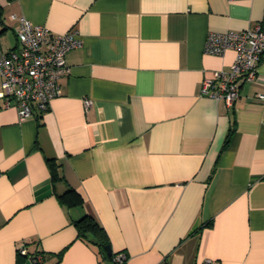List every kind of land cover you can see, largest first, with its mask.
<instances>
[{
	"label": "crops",
	"instance_id": "obj_1",
	"mask_svg": "<svg viewBox=\"0 0 264 264\" xmlns=\"http://www.w3.org/2000/svg\"><path fill=\"white\" fill-rule=\"evenodd\" d=\"M22 17L83 46L46 112L0 99V264H264V57L232 105L201 94L236 54L208 34L262 22L264 0H0L5 52Z\"/></svg>",
	"mask_w": 264,
	"mask_h": 264
},
{
	"label": "built area",
	"instance_id": "obj_2",
	"mask_svg": "<svg viewBox=\"0 0 264 264\" xmlns=\"http://www.w3.org/2000/svg\"><path fill=\"white\" fill-rule=\"evenodd\" d=\"M20 47L5 52L0 42V99L9 106L11 99L20 120L46 112L51 100L60 95V79L71 72L67 53L83 46L77 32L55 34L48 27L34 24L26 17L20 18L17 31ZM235 50V58L228 70L213 72L203 81L201 94L232 105L240 97L245 82L258 77L259 64L264 57V20L241 31L210 32L204 45L207 54L222 55ZM261 97H264L262 95ZM93 101L85 98L89 109ZM27 254L25 247L19 250ZM119 254L117 259H125ZM202 264H217L206 259Z\"/></svg>",
	"mask_w": 264,
	"mask_h": 264
},
{
	"label": "trees",
	"instance_id": "obj_3",
	"mask_svg": "<svg viewBox=\"0 0 264 264\" xmlns=\"http://www.w3.org/2000/svg\"><path fill=\"white\" fill-rule=\"evenodd\" d=\"M51 164L53 166L54 163L51 161ZM71 192L74 193V195H76V196H77V194L79 195V193L76 190L70 189V193ZM77 224L80 227V234L81 235H86L87 233L92 234L94 239H95V243L97 245L101 246L102 248H106V246L109 245V239H108V236H107L105 230L101 226H99V224L96 222V220L92 216L85 215L84 217H82L81 219H79L77 221ZM119 254L120 253L111 254L112 260L116 264H125L127 261V256L122 261H119L117 259V256Z\"/></svg>",
	"mask_w": 264,
	"mask_h": 264
},
{
	"label": "water",
	"instance_id": "obj_4",
	"mask_svg": "<svg viewBox=\"0 0 264 264\" xmlns=\"http://www.w3.org/2000/svg\"><path fill=\"white\" fill-rule=\"evenodd\" d=\"M106 249H107L108 253L111 254V248H110V246H106Z\"/></svg>",
	"mask_w": 264,
	"mask_h": 264
}]
</instances>
